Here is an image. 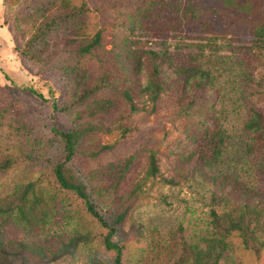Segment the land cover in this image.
<instances>
[{
	"label": "rangeland",
	"instance_id": "1",
	"mask_svg": "<svg viewBox=\"0 0 264 264\" xmlns=\"http://www.w3.org/2000/svg\"><path fill=\"white\" fill-rule=\"evenodd\" d=\"M74 1L76 5L86 2L90 9L82 18L88 24L89 38L103 31L100 59L66 58L45 65L41 60L57 45L51 46V41L59 44L79 34L70 24H63L50 42L31 44L60 0H0V154L22 158L0 174V200L34 183L48 209L45 223L38 228L0 216V246L11 248L25 242L51 252L85 235L88 240L74 256L51 264H116V250L105 245L108 229L74 193L61 189L53 174V163L63 149L54 129L68 131L77 124L101 121L104 128L85 137L73 166L95 184H102L111 182V168L133 158L116 200L111 190L94 193L100 196L97 211L105 219L125 213L112 237L122 248L123 263L141 264L161 251L165 262V248L182 242L204 247L214 232L212 211L221 210V182L238 180L256 186L260 181L254 143L245 125L255 112L264 115V56L253 52L251 37L189 33L171 34L164 40L131 28L134 6L117 9L112 6L114 0ZM259 2L264 4V0ZM148 50L169 51L187 67L199 64L211 81L203 85L213 91L190 104L191 98L180 99L176 94L184 86L180 81L178 87H167L154 104L148 94L124 82L132 53L143 55ZM102 84L83 104H74L85 88ZM146 84L143 71L138 86ZM192 88L188 87L189 93ZM125 90H131L134 109ZM99 104L105 107L97 111ZM188 105L191 110L183 109ZM208 121L222 126L225 151L217 164L198 169L192 156L210 128L205 124ZM151 155L160 172L147 180ZM172 179L179 183H171ZM139 184L136 200L122 205L119 197ZM229 244L221 264H264V251L258 256L246 249L237 233Z\"/></svg>",
	"mask_w": 264,
	"mask_h": 264
},
{
	"label": "trees",
	"instance_id": "2",
	"mask_svg": "<svg viewBox=\"0 0 264 264\" xmlns=\"http://www.w3.org/2000/svg\"><path fill=\"white\" fill-rule=\"evenodd\" d=\"M110 0H106L109 2ZM114 8H129L134 6L135 13L130 16L131 28L138 27L146 30L154 36L166 40L171 34L187 35L197 33L200 35H232L247 36L252 38V50L259 56H264V4L259 0H114ZM90 11L87 3L76 5L74 0H60V4L53 12L46 15V24L39 28L38 33L32 38L31 44L39 46L54 37L55 32L63 25L70 24L77 31L76 37L68 36L59 44L51 41V46L57 44L49 52L43 63L49 65L55 61L66 58L78 60L92 56L100 59V52L104 49L103 31L99 30L89 38L86 30L88 24L84 16ZM79 19L80 22L76 20ZM69 27L67 28V30ZM133 61L128 63L124 82L131 89L139 88L144 94H148L155 104L167 87L183 82L181 90L176 94L182 98H191L190 104L198 102L197 99L205 97L213 88L206 90L203 83H210L209 74L196 63L187 67L186 62L176 58L169 51L155 52L148 50L139 55L133 53ZM191 57V56H190ZM143 71L147 73V84L139 87V76ZM109 82V81H108ZM207 85V84H205ZM104 84L92 88H85L74 100V104L81 105L98 92ZM192 86L189 93L188 87ZM26 92L38 94L32 88H25ZM131 90H125L126 98L134 104L130 94ZM97 111L105 106L97 105ZM191 110V106H182ZM81 113H79L80 116ZM78 116V117H79ZM205 122L210 128L206 129L202 144L192 156L198 169L212 167L217 164L224 155L225 137L222 134V126ZM104 124L101 121L77 124L68 131L54 129V133L63 141V149L57 160L53 163V174L60 186L66 192L74 193L82 200L87 210L109 231L105 238L108 250H116V264H124L122 261V248L112 241L118 226L122 224L125 213L112 214L105 219L97 211L101 205L100 196L95 192L111 190L112 197L118 198L120 187L126 178V173L132 165V159L128 158L124 166H115L110 170L114 172L111 182L95 184L80 170L73 166L75 159L82 152L83 140L93 132L101 131ZM245 130L249 133L254 145V153L258 163L256 176L260 179L256 186H250L245 182L232 180L228 183L221 182L222 191L218 200L220 211L214 209L211 214L210 225L214 229L213 236L205 240V246L191 245L185 242L180 245H168L162 262L163 252L157 253L151 259H145L141 264H221L225 252L229 247V239L235 233L242 239L246 249L260 256L264 251V115L255 112L247 121ZM20 155L0 154V174L8 171L20 163ZM195 166V167H196ZM159 167L155 155L150 156V165L146 179L159 176ZM171 183H179L170 180ZM219 183V178L215 179ZM228 185V186H226ZM141 190L139 184L127 196L119 197L122 205L135 201ZM31 195V196H30ZM98 196V197H97ZM113 199V198H112ZM47 202L42 194H38L34 183H29L22 190L6 200H0V216L15 217L19 222H25L31 227H41L45 223L48 209L44 207ZM88 237L78 235L69 242L63 243L57 251H47L44 247L19 242L16 246L7 248L0 246V264H51L58 262L67 256H74L82 243Z\"/></svg>",
	"mask_w": 264,
	"mask_h": 264
}]
</instances>
